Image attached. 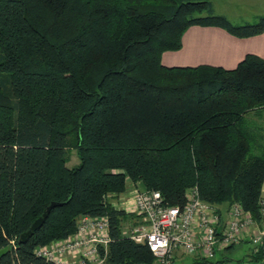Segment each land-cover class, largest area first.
<instances>
[{
	"label": "trees",
	"instance_id": "1",
	"mask_svg": "<svg viewBox=\"0 0 264 264\" xmlns=\"http://www.w3.org/2000/svg\"><path fill=\"white\" fill-rule=\"evenodd\" d=\"M191 24L247 36L264 15L232 24L209 0H0V264H57L34 248L73 235L84 215L107 217L103 264H155L122 230L141 216L113 203L131 182L168 205L195 185L220 221L234 201L259 220L264 59L163 64ZM253 247L244 261L217 251L191 264L264 263Z\"/></svg>",
	"mask_w": 264,
	"mask_h": 264
},
{
	"label": "built area",
	"instance_id": "2",
	"mask_svg": "<svg viewBox=\"0 0 264 264\" xmlns=\"http://www.w3.org/2000/svg\"><path fill=\"white\" fill-rule=\"evenodd\" d=\"M113 203L141 216V220L124 230L133 241L146 244L155 264H172L178 254L214 260L217 251L247 238L256 247L264 246L263 198L259 222L237 201L229 204L225 220L220 221L217 208L199 197L195 185L186 190L182 205L164 203L156 189H133ZM107 228L106 216L84 215L73 235L38 245L34 252L57 264H103L106 250L101 254L97 244L107 243ZM10 243L13 245V240Z\"/></svg>",
	"mask_w": 264,
	"mask_h": 264
},
{
	"label": "crops",
	"instance_id": "3",
	"mask_svg": "<svg viewBox=\"0 0 264 264\" xmlns=\"http://www.w3.org/2000/svg\"><path fill=\"white\" fill-rule=\"evenodd\" d=\"M209 1L212 12L224 16L232 24L254 22L264 15V0ZM246 54H254L264 59V30L260 33L240 36L217 24H191L181 35V46L175 50L162 52L161 62L165 65H209L230 69L235 67ZM260 112L257 121H261L264 125V109ZM261 195L264 199V178ZM248 240L245 239L223 253L228 255L230 250L241 248L245 244L250 247L247 248L244 256L238 259L246 260V257L254 251L252 243Z\"/></svg>",
	"mask_w": 264,
	"mask_h": 264
},
{
	"label": "rangeland",
	"instance_id": "4",
	"mask_svg": "<svg viewBox=\"0 0 264 264\" xmlns=\"http://www.w3.org/2000/svg\"><path fill=\"white\" fill-rule=\"evenodd\" d=\"M76 160L77 159H76L75 153L72 150L71 153H70V157H69L68 161L66 162V165L67 166H70L71 164L73 165V163H75ZM138 187L141 188L137 182L136 183L131 182L130 185H128V187L126 188V190L123 193H121L120 195L124 194L126 191H127L128 194H130V192L133 189H138ZM124 224L127 225V224H130V222L129 221H125ZM122 230H124V227H123ZM124 233H126V230H124ZM240 245L242 246L243 244H240ZM249 247L250 246L244 244L241 248L237 247V248H235L233 250H230L228 252V255L233 260H236V259H238L240 257H243L244 254L247 252L246 251L247 248H249ZM191 262H192V257L185 254V255H181V256L178 255L177 257H175V259H174L172 264H191ZM262 264H264V263H262Z\"/></svg>",
	"mask_w": 264,
	"mask_h": 264
},
{
	"label": "water",
	"instance_id": "5",
	"mask_svg": "<svg viewBox=\"0 0 264 264\" xmlns=\"http://www.w3.org/2000/svg\"><path fill=\"white\" fill-rule=\"evenodd\" d=\"M53 205H54V202H50V203L46 206V208L42 211V213H41L40 215H38V216H37V217L31 222L29 228H28L26 231H24L23 233H21V234L19 235V237H18V240H19V241L24 240L29 234L32 233V231H33L34 229H36V228H37V227L43 222V220H44V218L46 217V215H47L49 209H50L51 206H53ZM218 228H219V227H217V229H218ZM6 248H7V247H4V248L0 249V252H2L3 250H5Z\"/></svg>",
	"mask_w": 264,
	"mask_h": 264
},
{
	"label": "bare ground",
	"instance_id": "6",
	"mask_svg": "<svg viewBox=\"0 0 264 264\" xmlns=\"http://www.w3.org/2000/svg\"><path fill=\"white\" fill-rule=\"evenodd\" d=\"M138 189H147V188H139V187H138ZM125 193H127V191H126ZM125 193H124V194H125ZM76 229H77V228H76ZM123 232H124V230H123ZM34 249H35V248H34Z\"/></svg>",
	"mask_w": 264,
	"mask_h": 264
}]
</instances>
